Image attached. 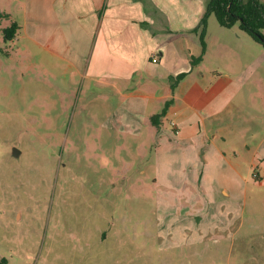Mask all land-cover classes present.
<instances>
[{
    "label": "rangeland",
    "instance_id": "rangeland-1",
    "mask_svg": "<svg viewBox=\"0 0 264 264\" xmlns=\"http://www.w3.org/2000/svg\"><path fill=\"white\" fill-rule=\"evenodd\" d=\"M24 1L0 0V258L7 264H264V180L251 176L260 157L250 161L264 136L261 44L237 22L223 27L209 14L196 67L189 58L201 46L188 35L150 66L158 71L166 64L171 77L186 72L187 85L226 74L227 101L211 108L219 112L217 144L226 163L205 158L213 151L208 143L177 140L168 114L152 130L129 100L112 88L101 96L99 84L47 53L29 21L24 28ZM195 1V22L191 5L173 6L178 13L165 27L176 29L156 33H199L193 28L207 0ZM13 22L15 34L5 40L3 30ZM141 75H129L127 87ZM154 103L158 113L160 101Z\"/></svg>",
    "mask_w": 264,
    "mask_h": 264
},
{
    "label": "crops",
    "instance_id": "crops-1",
    "mask_svg": "<svg viewBox=\"0 0 264 264\" xmlns=\"http://www.w3.org/2000/svg\"><path fill=\"white\" fill-rule=\"evenodd\" d=\"M185 3L191 5L188 6L192 8L190 16L195 22L200 13L195 0H25L24 28L29 21L37 43L89 84L93 81L99 84L101 96L107 95L103 89L112 88L123 101L129 100L131 109L140 112L142 123L147 122L152 130L156 127L157 131L161 122L160 118L154 125L149 120L156 112L154 101H160L161 106L166 98L171 97L165 114L171 117L168 125L177 140L193 141L196 138L195 143L209 144L213 148L210 156L205 158L230 163L217 144L223 140V129L215 126L219 112L211 109L227 101L226 74L214 78L208 85L198 81L187 85L183 77L170 91L171 67L166 68L165 64L158 71L150 68L151 64L160 65L159 57L167 59L171 52L168 47L174 39L184 41V35L193 41L198 38L197 33H156L176 29V26L165 25L178 13L173 6ZM185 51L189 55L188 49ZM153 56L155 61L151 62ZM200 61L190 67H196ZM121 69L126 70L125 75ZM135 70L142 71V80L135 82L134 88H129L127 78ZM157 84L164 90H158ZM263 143L264 136L254 147L250 159L260 157V166L255 168L260 182L264 180ZM233 154L237 155L235 151Z\"/></svg>",
    "mask_w": 264,
    "mask_h": 264
},
{
    "label": "trees",
    "instance_id": "trees-1",
    "mask_svg": "<svg viewBox=\"0 0 264 264\" xmlns=\"http://www.w3.org/2000/svg\"><path fill=\"white\" fill-rule=\"evenodd\" d=\"M209 14H212L216 22L223 27H231L237 22L238 28L244 31L254 41L261 44L264 49V2L259 0H207L198 24L193 28V31L199 28L197 36L201 46V52L197 57L190 58L191 65L197 64L201 60L204 52L203 32L206 18ZM16 29L17 24L15 22L11 23L8 28L3 30L4 39H12ZM186 74V72H181L174 77H170V91L173 90L177 82L185 77ZM170 102L171 99L164 100L159 112L149 117L152 124L156 125L158 123V120L165 114ZM0 264H7V260L4 257L0 258Z\"/></svg>",
    "mask_w": 264,
    "mask_h": 264
},
{
    "label": "built area",
    "instance_id": "built-area-1",
    "mask_svg": "<svg viewBox=\"0 0 264 264\" xmlns=\"http://www.w3.org/2000/svg\"><path fill=\"white\" fill-rule=\"evenodd\" d=\"M154 61H155V57L153 56V57L151 58V62H154ZM256 174H257L256 171H253V172L251 173V176H252V177H255V176H257Z\"/></svg>",
    "mask_w": 264,
    "mask_h": 264
},
{
    "label": "water",
    "instance_id": "water-1",
    "mask_svg": "<svg viewBox=\"0 0 264 264\" xmlns=\"http://www.w3.org/2000/svg\"><path fill=\"white\" fill-rule=\"evenodd\" d=\"M18 152H19V150L16 149L15 147L12 149V154L13 155H17Z\"/></svg>",
    "mask_w": 264,
    "mask_h": 264
}]
</instances>
